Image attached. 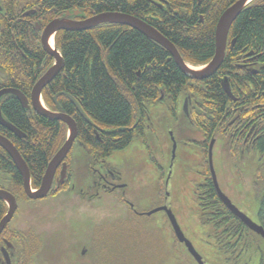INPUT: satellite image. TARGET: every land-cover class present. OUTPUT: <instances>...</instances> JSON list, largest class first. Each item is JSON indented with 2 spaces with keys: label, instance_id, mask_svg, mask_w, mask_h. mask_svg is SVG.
Returning a JSON list of instances; mask_svg holds the SVG:
<instances>
[{
  "label": "trees",
  "instance_id": "obj_1",
  "mask_svg": "<svg viewBox=\"0 0 264 264\" xmlns=\"http://www.w3.org/2000/svg\"><path fill=\"white\" fill-rule=\"evenodd\" d=\"M237 1L0 0L4 13L0 14V67L6 72L5 77H0V91L15 89L30 99L36 83L54 64L40 46V33L35 31L33 23L43 20L47 24L60 11L85 8L90 12L91 7L96 14L114 11L134 16L173 43L187 64L201 67L215 55V32L220 17ZM35 7L40 9L37 8L31 24L17 21L21 13ZM228 41L221 68L201 82L185 75L166 49L130 27L105 24L87 31L56 34L55 46L64 67L43 90L42 97L48 109L56 111L53 100L63 93L58 97L62 112L77 124L78 141L72 149L76 153L69 154L75 163L71 182L75 189L72 194L63 185L44 200H30L20 172L0 147V189L10 192L18 202L13 220L0 236V248L7 242L13 245L12 264H197L175 238L164 213V223H157L152 217L138 216L129 207L119 206L113 193L104 191L94 195L89 188L90 167L96 162L107 164L116 152L127 149L147 119L163 118L161 111L166 112L170 122H192L207 138V143L219 139L220 123L223 120V124L229 123L239 114H233L228 105L235 109L249 103L252 107L259 92H264V0H256L242 11L230 29ZM232 42L235 43L231 49ZM225 78L237 102L224 92L221 82ZM66 94L77 101L94 127L85 121ZM193 97L204 103L214 102L213 114L202 117L192 115L191 110L184 113L185 101ZM262 101L264 104V97ZM0 110L9 123L26 135L18 139L0 126V135L17 148L30 170L32 189L37 190L50 161L67 139V126L24 109L13 96L1 99ZM212 115L217 130L212 129L209 120ZM258 115L254 113L249 119ZM135 126L131 131L116 132ZM259 150L264 156V135ZM216 157L215 154L214 161ZM205 160L206 152L202 160L206 166ZM219 164L217 161V169ZM218 181L231 201L240 209H249L250 214L254 212L252 215L264 227V168L253 192L250 183L241 182L246 191L255 195L254 202L249 201L251 204L241 198L242 186L236 187L238 200L221 186L219 176ZM203 188L205 200L198 199L199 205L191 216L204 229L201 254L204 261L264 264V240L226 209L210 178ZM49 198L56 200V204L41 211L46 213L44 216L37 215L39 210H19L21 203H39ZM151 205V208L158 206ZM70 211L99 215L89 223L84 237L76 238V233L73 243L65 245L68 231L60 223L68 220L66 213ZM7 212V205L0 200V222ZM83 249L85 255L81 254Z\"/></svg>",
  "mask_w": 264,
  "mask_h": 264
},
{
  "label": "flooded vegetation",
  "instance_id": "obj_2",
  "mask_svg": "<svg viewBox=\"0 0 264 264\" xmlns=\"http://www.w3.org/2000/svg\"><path fill=\"white\" fill-rule=\"evenodd\" d=\"M33 1L40 2L41 0ZM37 8L38 7H35L34 9L27 10L24 13H21L17 21L19 23L27 21L31 24V22H33L32 17H34L38 12ZM38 9H40V7ZM2 11L3 8L1 6L0 14L4 15ZM54 11L55 10H52L53 13ZM89 11L90 12H86L85 8H77L75 10L66 9L58 12L57 17H55L47 24H45L43 20H38L34 22L33 28L35 29V31L40 33V46L42 47L41 38L43 32L52 21L62 18L70 19L73 21H83L93 17L94 15H99L96 14L95 11H92L91 7L89 8ZM74 12H78L79 14L67 16L69 13ZM5 75L6 72L0 67V77L3 78L5 77ZM263 97L264 92H259L257 96V101L254 102V105L252 107H249V103L245 106H240L237 108L235 107V109L228 105V109H231L233 111V114L237 112L239 114L235 119L231 120L229 123L223 124L225 123V120H223V122L220 123L222 125V128H220L221 126L217 128L220 129L218 131L219 139H211L209 143H207V138L204 137V135L202 134V132H200L198 128L194 127L192 122L181 121V123L179 120H176V122H170V120L167 119V115L165 114L166 112L161 111L160 115L163 116V118L161 117L160 119L152 121L150 119H147L146 124L142 125V129L138 130L137 137L134 139L132 144L136 142V144H138L141 149L133 150V152L128 156L123 155L127 152V149L132 145L131 144L124 151L116 152L113 155L112 159H114V162L107 164L105 163V161L100 163L96 162L94 164V167H90L92 176V182L89 186L90 190L94 191V195H100V193L104 191L113 193V195L116 196L119 205L129 207L131 211L138 216L146 217L147 215H145V213H148L156 208L164 206L168 208L171 207V205H168V202L170 200L168 186L171 181L173 168L178 161V165H183L187 167L186 171L189 173V176H191L190 182L188 177V181L185 187L186 189H188L191 186L189 188V194L191 198L194 199V201H191V203L195 205L191 206L190 214L192 215L194 214V207L199 205V200H205L203 185L205 184V181L208 178L211 179L212 186L215 190L208 161L209 146L211 141L215 140V146L218 150V154H216V161H214V166L217 170H215L217 177L219 176V179L223 185L226 183L224 185L225 188L228 189V191L232 195L233 193H235V197H237V199L239 200L240 197L237 195L238 192L233 187V183H236L237 187L242 186V188L244 186L241 185V182L245 185L250 183L249 189H251L253 192V187L255 188V184L258 183L255 181L257 180V178L259 179V174L264 168V156L259 150V147L261 145V139L264 135V104L262 103ZM230 100L233 101L232 99ZM233 102H237V99L235 98V101ZM187 103V114L189 110H191L192 115L206 117L208 114H213V112L215 111L214 107L216 104L214 102L204 103L198 101L193 97L189 98V100H187ZM208 107L211 109H209ZM248 108H250V111ZM254 113H257V115L259 113V115L256 118L249 119L250 116L252 117L254 115ZM242 116H244L243 119L241 118ZM209 120L211 121L212 129L217 130L216 124L214 123L215 117H213L212 115L211 117H209ZM135 128L136 126L133 127L132 130H134ZM164 134L167 137H164ZM77 141L78 140L76 138L74 145L77 143ZM178 151H180L179 158H177ZM205 152L206 166L202 163ZM73 153H76L75 150H71L69 154ZM80 153L82 154L83 152ZM69 154L68 158H66V160H68H65V163L67 164V175L65 183L63 185H65V187H67V189H69L73 194L75 187L74 185H72L73 183L71 182H73V166H75V163L73 162V159L69 157ZM158 155L160 156V158ZM217 161L221 162V166L219 164L218 169ZM144 165L149 166L150 168V170L148 171V176L152 177V175H154V177H152L153 181H150L148 186L142 187L141 183H139L137 172L138 168H142L144 167ZM206 169L208 170V173L210 175L209 177L208 173L206 172ZM60 170L61 169H58L56 173L53 188L56 186L57 181L59 179ZM249 170H251V172L247 173ZM231 177L234 178L233 180H235V182L231 181L230 184L228 180L232 179ZM89 179L90 177L88 178V180ZM251 196L252 197L250 198L252 199V202H254L255 195L251 193ZM241 198L245 197L241 196ZM139 201H143L144 203L149 202V205L155 203L158 206L154 208H151L149 206V210H143L140 212L138 208L144 207H141ZM137 203L139 207L137 206ZM242 204H245V201H243ZM246 204L250 203L247 202ZM241 210L246 213L249 217H251V215H249L248 213L250 212L249 209L244 208ZM162 213H164V215L167 217L165 212H159L157 214ZM157 214H154L152 216H155ZM253 220L257 222L256 219ZM0 249V263L12 264L13 254L11 253V249H13V245L7 242V245L1 246Z\"/></svg>",
  "mask_w": 264,
  "mask_h": 264
},
{
  "label": "water",
  "instance_id": "obj_3",
  "mask_svg": "<svg viewBox=\"0 0 264 264\" xmlns=\"http://www.w3.org/2000/svg\"><path fill=\"white\" fill-rule=\"evenodd\" d=\"M254 1L256 0H238L234 5L229 7L222 14V16L218 21L215 32V55L208 64L201 67H194L187 64L173 43H171L167 38H165L151 25L131 15H127L119 12H108L99 15H94L93 17L83 21H73L66 18L56 19L52 21L45 28L43 32L41 38V44L45 52L53 58L54 64L36 83L31 93L30 99L27 98L18 90L4 89L0 91V101L5 96L10 95L16 97L18 101L22 104L24 109L34 111L38 115L48 120L61 121L67 126V139L63 144V146L60 148V150L54 155V157L50 161L45 176L43 177L41 186L37 190L32 189L30 170L26 162L22 158L21 154L17 150V148L10 140L0 135V147L11 157L16 168L20 172L23 179V187L26 196L32 201L44 200L45 198L48 197V195L51 192H57L58 189L65 183L66 175H67V164L65 163V160L68 157L70 151L72 150L73 145L78 136V127L75 120L72 119L70 116L64 114L62 112V108L60 104L58 103V97L60 95H63V93L57 95L53 100L54 105L56 107V111L49 110L46 107L42 97L43 90L60 74V72L64 67V60L60 52L56 49L55 46L52 47L50 44L52 40L55 41V36L58 32L60 31L82 32L105 24H115V25L130 27L138 31L139 33H141L151 41L157 43L164 49H166L170 53L171 57L174 59L179 69L190 79L194 81L202 82L213 77L221 68L226 56L230 29L233 23L235 22V20L242 13V11ZM0 10H1V6H0ZM78 14H79L78 12H74V13H69L67 16L78 15ZM234 43L235 42H232L231 48H233ZM251 55L252 54H249L248 56ZM251 73L256 74V71H252ZM221 85L224 92L228 95V97L233 101H235V97L233 96L230 88L229 80L227 78L223 79ZM66 95L71 100V102L73 103L77 111L80 113V115L85 119V121L94 127V124L84 114L77 101L72 96L68 94ZM187 104H188L187 101H185L183 107V111L186 114L188 107ZM0 126L7 129L18 139L26 138V135L24 133L18 130L15 126L9 123L2 116L1 110H0ZM131 130L132 128L118 129L116 132L120 133ZM214 145H215V140H212L209 146L208 161H209L210 173L212 176L213 184L216 193L218 195V198L226 207V209L235 218L241 221L251 232L260 236L264 240V227L259 223L255 222L246 213L241 211V209H239L235 204H233L230 198L222 191L214 168V161H213ZM58 169H61L59 173V179L57 181L56 186L53 188L54 179ZM0 200L3 201L8 207L7 214L0 222V236H1V234L8 226V224L12 221L15 213L17 212L18 202L17 199L10 192L4 189H0ZM159 212H165L172 227V230L174 232L175 238L180 244L185 246L188 253L195 260V262L197 264H206L202 255L196 250L193 243L185 236L172 210L164 206V207L156 208L148 213H145V215L149 217ZM81 254L85 255L86 249H83Z\"/></svg>",
  "mask_w": 264,
  "mask_h": 264
},
{
  "label": "rangeland",
  "instance_id": "obj_4",
  "mask_svg": "<svg viewBox=\"0 0 264 264\" xmlns=\"http://www.w3.org/2000/svg\"><path fill=\"white\" fill-rule=\"evenodd\" d=\"M164 137H167V136L164 134ZM166 147H167V145H166ZM135 149L136 150L141 149V147L138 144H136V142L134 144H132L127 149V152L124 153L123 155L128 156ZM217 152H218V150L216 149V146H215L214 150H213V156L215 154H218ZM179 156H180V151H178V153H177V158H179ZM159 158H160V156H159ZM112 162H114V159H112V158L108 159V163H112ZM149 170H150L149 166H146V165H144V167H142V168H138V172H137L138 180H139V183H141L142 187L148 186L149 182L153 181L152 177H154V175H152V177H149L148 176ZM186 170H187V167H185L183 165H178V161H177V164L173 168L171 181H170V184L168 186V193H169V198H170L168 205H171V207L169 209H171L173 214L176 216L177 221H178L182 231L184 232L185 236L193 243L196 250L200 254H203V248L202 247H203V243L205 241V239L203 237L204 229L201 226H198V224H196L195 220L192 218V216L190 214L191 206H195V205L193 203H191V201L193 202L194 199L191 198V196L189 194V188L191 186L188 189H186V187H185L187 184V181H188V177H189V182H190V177H191V176H189V173ZM250 172H251V170H249L247 173H250ZM231 178L232 179H229L230 181L228 180V182L229 183L231 181L235 182V180H233L234 178L233 177H231ZM145 179H147V180H145ZM224 180H225V178H224ZM224 185L221 183L222 187ZM233 187L236 189V187H237L236 183H233ZM242 189H243V196L245 198L247 197L246 199H248V203H249V201H252V199L250 198V197H252L251 193L249 191H246L245 188H242ZM233 195L236 196L235 193H233ZM139 202L141 204V207H144V210H149V206H152V205H149L150 204L149 202H147V203H144L143 201H139ZM55 204H56V200L49 198V199L42 201V202H39V203H35V202L28 203V204L21 203L19 210L21 212L22 211H31V210L38 211L39 210L37 215L38 216H44V215H46V213L41 212V211L46 210L47 208H50L51 206H54ZM119 206H121V205H119ZM60 211L61 210H58L57 212H60ZM248 213H249V215L253 216L252 213L251 214H250V212H248ZM66 214L68 216V220L64 221L65 223H63V222L60 223V225L65 227L66 231H68V237H67V241H66L65 245L66 244L70 245L73 243L72 240L74 239L76 233H78V237L76 235V238L84 237V234H87L86 230H88L89 223L92 220H95L94 216L99 215V214L79 213V212H72V211L67 212ZM55 216L57 217L58 214ZM155 216L154 217L152 216V218H154L153 220H156L157 223H160L163 221L164 217L162 214H157ZM146 217H148V216H146ZM253 219H256V217H254ZM163 223H164V221H163Z\"/></svg>",
  "mask_w": 264,
  "mask_h": 264
},
{
  "label": "bare ground",
  "instance_id": "obj_5",
  "mask_svg": "<svg viewBox=\"0 0 264 264\" xmlns=\"http://www.w3.org/2000/svg\"><path fill=\"white\" fill-rule=\"evenodd\" d=\"M50 44H51L52 47H54V41H53V40L51 41ZM199 67H200V66H199ZM91 126H92V125H91Z\"/></svg>",
  "mask_w": 264,
  "mask_h": 264
}]
</instances>
